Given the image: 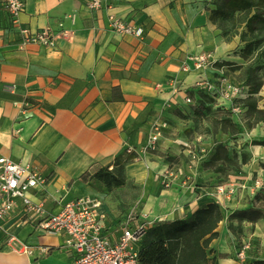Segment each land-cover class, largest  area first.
<instances>
[{"label":"crops","instance_id":"0c3cea01","mask_svg":"<svg viewBox=\"0 0 264 264\" xmlns=\"http://www.w3.org/2000/svg\"><path fill=\"white\" fill-rule=\"evenodd\" d=\"M23 1L19 24L33 33L48 30L55 43H23L0 0V156L46 177L45 190L32 199L47 211L92 195L89 181L79 178L115 162L140 185L158 173L157 158L128 162L126 149L144 144L157 125L167 131L169 109L185 104L187 90L206 78L192 69L196 57L222 60L237 46V39L218 37L212 0H103L98 10L88 0ZM110 18L140 25L142 37L114 32ZM162 198L153 221L183 220L205 195L178 187ZM102 214L107 236L117 239L120 224L115 237ZM218 233L209 245L214 264H244L229 254L228 234ZM65 239L39 234L15 213L0 231V264H71Z\"/></svg>","mask_w":264,"mask_h":264},{"label":"rangeland","instance_id":"374dc122","mask_svg":"<svg viewBox=\"0 0 264 264\" xmlns=\"http://www.w3.org/2000/svg\"><path fill=\"white\" fill-rule=\"evenodd\" d=\"M219 1L212 0L208 10ZM212 23L220 39H237V46L226 58L211 61L203 70V82L186 92L189 103L169 109L172 116L164 121L167 131L162 134L159 129L157 145L148 152L163 164L158 168L161 170L154 171L140 185L126 176L122 164L115 162L106 168L115 176L111 186L94 178L96 170L87 179L95 192L85 197L100 203L109 230L115 232L125 221L133 225L141 220L154 223L150 214L162 204L166 191L202 188L205 199L200 207L217 202L223 210L217 231L228 234L229 254L239 261L238 252L244 242L248 246L244 264H252L264 259V219L251 223L229 216L252 205L264 206V121H259L258 113L264 110V31L260 33L261 44L248 53L230 21ZM134 161L133 157L128 160ZM165 169L171 174L167 182L159 175ZM221 186L225 194L220 197L217 188ZM150 240L147 233L141 245Z\"/></svg>","mask_w":264,"mask_h":264},{"label":"built area","instance_id":"2783aa9c","mask_svg":"<svg viewBox=\"0 0 264 264\" xmlns=\"http://www.w3.org/2000/svg\"><path fill=\"white\" fill-rule=\"evenodd\" d=\"M8 11L12 25L17 27L23 43H37L52 47L55 38L46 29L31 32L27 27L19 24L18 15L24 9L23 0H3ZM103 0H88L90 10H98ZM110 28L119 34H130L142 37L143 29L133 22L110 18ZM211 65V61L204 56L193 60L192 69L203 71ZM188 71L189 68H183ZM199 80L197 84H201ZM237 93L238 89H234ZM189 103L190 99L185 98ZM162 125L153 129L147 141L138 148H127L126 153L138 160L155 149ZM164 182L171 174L167 169L159 173ZM47 185V179L37 168L30 164L15 162L7 157L0 156V231L4 222L15 213L19 215L22 223L32 225L41 235L64 234L66 236L64 247L70 251L71 264H138V244L151 223L141 220L134 225L129 221L120 223V235L117 239H110L103 224V214L100 203L93 198L79 197L61 203L56 211H47L41 201H34L32 196L42 192ZM225 188L218 187L217 194H225ZM248 246L243 242L238 252V260H247ZM22 251L30 253V247L22 244Z\"/></svg>","mask_w":264,"mask_h":264},{"label":"trees","instance_id":"16d2710c","mask_svg":"<svg viewBox=\"0 0 264 264\" xmlns=\"http://www.w3.org/2000/svg\"><path fill=\"white\" fill-rule=\"evenodd\" d=\"M209 12L211 22L230 21L235 35L245 44L246 52L251 53L253 46L261 44L264 0H220ZM258 113L259 121H264V110ZM89 176V173L83 174L79 178L80 182L85 183ZM94 178L107 187L115 181L113 172L106 168L97 170ZM229 217L254 223L264 219V206L259 204L236 210ZM222 220L221 206L217 202H210L196 209L186 220L155 221L138 244V264H214V258L208 257L211 253L209 245L218 238L217 229ZM147 233L151 240L143 246L141 241ZM252 264H264V259Z\"/></svg>","mask_w":264,"mask_h":264}]
</instances>
